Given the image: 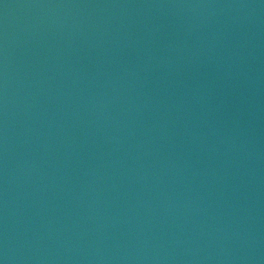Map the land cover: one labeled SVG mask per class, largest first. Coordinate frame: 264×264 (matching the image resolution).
<instances>
[{
  "label": "water",
  "instance_id": "95a60500",
  "mask_svg": "<svg viewBox=\"0 0 264 264\" xmlns=\"http://www.w3.org/2000/svg\"><path fill=\"white\" fill-rule=\"evenodd\" d=\"M0 264H264V0H0Z\"/></svg>",
  "mask_w": 264,
  "mask_h": 264
}]
</instances>
